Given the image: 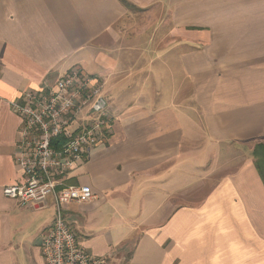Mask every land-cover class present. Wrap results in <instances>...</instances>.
<instances>
[{"label":"crops","instance_id":"1","mask_svg":"<svg viewBox=\"0 0 264 264\" xmlns=\"http://www.w3.org/2000/svg\"><path fill=\"white\" fill-rule=\"evenodd\" d=\"M73 68L110 117L66 179L95 197L64 207L83 247L104 264H264V0H0V264H46L55 216L4 196L23 181L11 103Z\"/></svg>","mask_w":264,"mask_h":264},{"label":"built area","instance_id":"2","mask_svg":"<svg viewBox=\"0 0 264 264\" xmlns=\"http://www.w3.org/2000/svg\"><path fill=\"white\" fill-rule=\"evenodd\" d=\"M94 83L93 76L73 68L55 84L26 91L11 103L21 120L14 162L23 181L3 193L22 208L53 201V224L41 243L46 264H104L83 247L64 214L65 206L95 198L89 186L66 182L69 174L88 162L89 150L101 142L109 126L107 112L95 107L102 88Z\"/></svg>","mask_w":264,"mask_h":264},{"label":"trees","instance_id":"3","mask_svg":"<svg viewBox=\"0 0 264 264\" xmlns=\"http://www.w3.org/2000/svg\"><path fill=\"white\" fill-rule=\"evenodd\" d=\"M253 156L256 159V166L264 180V144L255 147Z\"/></svg>","mask_w":264,"mask_h":264},{"label":"rangeland","instance_id":"4","mask_svg":"<svg viewBox=\"0 0 264 264\" xmlns=\"http://www.w3.org/2000/svg\"><path fill=\"white\" fill-rule=\"evenodd\" d=\"M185 88H186V86H185Z\"/></svg>","mask_w":264,"mask_h":264},{"label":"water","instance_id":"5","mask_svg":"<svg viewBox=\"0 0 264 264\" xmlns=\"http://www.w3.org/2000/svg\"><path fill=\"white\" fill-rule=\"evenodd\" d=\"M99 106V105H98Z\"/></svg>","mask_w":264,"mask_h":264}]
</instances>
